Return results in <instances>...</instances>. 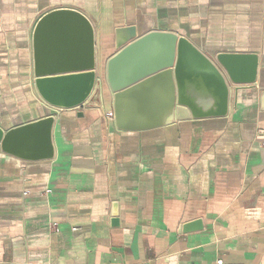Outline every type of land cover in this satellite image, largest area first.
<instances>
[{
	"label": "crops",
	"instance_id": "crops-1",
	"mask_svg": "<svg viewBox=\"0 0 264 264\" xmlns=\"http://www.w3.org/2000/svg\"><path fill=\"white\" fill-rule=\"evenodd\" d=\"M56 9L94 27L100 81L72 110L33 87V29ZM128 26L177 33L212 58L256 54V81L229 84L224 117L174 112L165 127L118 131L103 67ZM151 95L134 116L165 112ZM51 115L52 160L0 153V264H264V0H0V128ZM192 220L202 229L182 233Z\"/></svg>",
	"mask_w": 264,
	"mask_h": 264
},
{
	"label": "water",
	"instance_id": "water-1",
	"mask_svg": "<svg viewBox=\"0 0 264 264\" xmlns=\"http://www.w3.org/2000/svg\"><path fill=\"white\" fill-rule=\"evenodd\" d=\"M115 49L104 64L103 77L113 95L118 131L165 127L173 123L174 112L184 120L224 117L229 84L251 85L257 78L256 54L219 53L212 58L174 32L154 30L137 36L134 27L118 28ZM95 58L94 27L86 16L72 9L44 14L32 33L33 87L39 99L55 110L82 107L100 81ZM153 91L165 112L155 120L134 116L131 108L143 102L136 98H151ZM53 124L51 115L8 131L0 128V153L29 163L52 160ZM112 208L116 217L117 206ZM202 227V221L192 220L181 231Z\"/></svg>",
	"mask_w": 264,
	"mask_h": 264
},
{
	"label": "built area",
	"instance_id": "built-area-1",
	"mask_svg": "<svg viewBox=\"0 0 264 264\" xmlns=\"http://www.w3.org/2000/svg\"><path fill=\"white\" fill-rule=\"evenodd\" d=\"M107 116H108L109 119H112V113L107 114ZM217 264H222V262L218 261Z\"/></svg>",
	"mask_w": 264,
	"mask_h": 264
}]
</instances>
